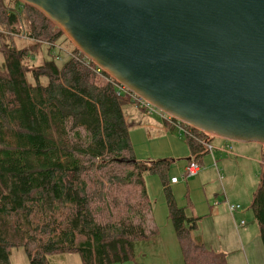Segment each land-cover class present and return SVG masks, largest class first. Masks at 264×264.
Returning <instances> with one entry per match:
<instances>
[{"label": "trees", "instance_id": "trees-1", "mask_svg": "<svg viewBox=\"0 0 264 264\" xmlns=\"http://www.w3.org/2000/svg\"><path fill=\"white\" fill-rule=\"evenodd\" d=\"M0 26L7 30L0 33V264H11L20 247L31 264L71 252L83 264L135 258L149 235L150 173L161 177L184 264H228L193 236L201 218L188 213L190 199L177 205L170 161L136 158L124 112L137 106L131 94L105 72L99 78L75 47L60 62L64 56L53 49L64 34L39 10L0 0ZM44 45L47 56L36 63ZM183 133L189 160L200 165L214 137L193 127ZM252 207L264 246V178Z\"/></svg>", "mask_w": 264, "mask_h": 264}, {"label": "water", "instance_id": "water-1", "mask_svg": "<svg viewBox=\"0 0 264 264\" xmlns=\"http://www.w3.org/2000/svg\"><path fill=\"white\" fill-rule=\"evenodd\" d=\"M18 1L161 111L264 145V0Z\"/></svg>", "mask_w": 264, "mask_h": 264}, {"label": "rangeland", "instance_id": "rangeland-1", "mask_svg": "<svg viewBox=\"0 0 264 264\" xmlns=\"http://www.w3.org/2000/svg\"><path fill=\"white\" fill-rule=\"evenodd\" d=\"M63 34L56 42L57 50L64 56L60 62L65 61L75 47ZM17 45L23 47L26 43L18 40ZM43 48L36 63L47 56L45 45ZM2 61L0 52V66ZM124 112L136 158L170 161L167 176L169 180L172 177L178 180L170 183L177 205L187 206L190 199L195 216L201 218L193 236L209 249L224 254L228 264H264V246L252 207L253 196L264 178V145L214 137L213 145L211 140L208 151L199 158L200 171L187 175L191 152L184 133L177 127L172 129L161 113L149 114L132 104L126 105ZM217 140L229 142L231 149L224 148L223 144L217 146ZM146 185L152 203L145 228L149 235L138 243L135 258L112 264H184L179 240L168 217L166 193L160 175L147 174ZM228 202L240 205L236 212H243V215H236L237 221L244 220L245 227L239 226L237 230L234 226L227 209ZM216 209H219L218 215L214 214ZM190 210L189 207L188 213ZM10 262L31 264L24 247L12 249ZM50 264L83 262L79 253L71 252L50 256Z\"/></svg>", "mask_w": 264, "mask_h": 264}, {"label": "built area", "instance_id": "built-area-1", "mask_svg": "<svg viewBox=\"0 0 264 264\" xmlns=\"http://www.w3.org/2000/svg\"><path fill=\"white\" fill-rule=\"evenodd\" d=\"M22 3V2H21ZM23 4V3H22ZM25 5V4H23ZM7 30L2 28L0 26V33L4 34L6 33ZM30 36L29 33L23 31L22 32V37L24 38H28ZM61 51L60 50H57L56 48V45L53 49V54H59ZM71 53V52H70ZM69 53V54H70ZM61 60V58H59ZM90 61V60H89ZM92 62V61H91ZM96 65V64H95ZM97 72L99 74V78L103 77V74L102 72H105L103 69H101L99 66H97ZM106 73V72H105ZM107 74V73H106ZM110 76V75H109ZM111 77V76H110ZM112 78V77H111ZM113 79V78H112ZM115 80V79H114ZM115 84L116 86L119 88L120 91H123V92H129L132 96V98L135 100V103L137 105L138 108L142 109V110H145L147 113L149 114H153V113H161V115L167 120L168 123H170L172 126L174 127H177L179 128L180 131L182 132H186L188 130L189 125H187L186 123L184 122H181L175 118H173L172 116L168 115L167 113L161 111L160 109L156 108L154 105H152L149 101H147L146 99L142 98L141 96H139L138 94L136 93H133L131 92L128 88H126L124 85L120 84L119 82H117L115 80ZM210 136V135H209ZM209 145L208 144V148H209ZM227 148H230L231 149V146L230 145H227L226 146ZM210 150H212V148H210ZM187 175H195L197 174L199 171H200V165L196 162V160L194 159H191L190 160V163L188 164L187 168ZM178 180L176 178H171V183H175L177 182ZM240 205H235V204H231L228 202V209H229V212L233 215L238 209H240ZM246 224V222L243 220L240 222V224L238 226H244Z\"/></svg>", "mask_w": 264, "mask_h": 264}, {"label": "crops", "instance_id": "crops-1", "mask_svg": "<svg viewBox=\"0 0 264 264\" xmlns=\"http://www.w3.org/2000/svg\"><path fill=\"white\" fill-rule=\"evenodd\" d=\"M219 138V137H218ZM219 139H221V138H219ZM216 139H212V145H213V143H214V141H215ZM221 145V144H223L222 146L225 148L227 145H229V142H227V141H223V140H217V143H216V145L218 146V145ZM210 148H212V146H210ZM212 151V150H211ZM173 178V177H172ZM178 182V181H177ZM177 182H175V183H177ZM232 204V203H231ZM191 208V210H190V214H193V215H196L195 213H194V209H193V204H192V207H190ZM228 209V208H227ZM228 212H229V210H228ZM243 212H236V213H234L233 215L229 212V214L232 216V219H233V222H235V224H234V226L236 225V227H237V230H239L240 228H239V224L240 223H238V219H237V216L236 215H243L242 214ZM214 214L215 215H218L219 214V209H216L215 211H214ZM241 221H243V220H241ZM243 227H245V225L244 226H242V228Z\"/></svg>", "mask_w": 264, "mask_h": 264}]
</instances>
